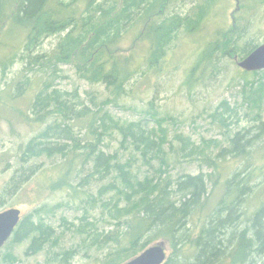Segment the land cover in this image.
Here are the masks:
<instances>
[{"label": "rangeland", "instance_id": "rangeland-1", "mask_svg": "<svg viewBox=\"0 0 264 264\" xmlns=\"http://www.w3.org/2000/svg\"><path fill=\"white\" fill-rule=\"evenodd\" d=\"M238 5L239 0H179L176 13L194 19L203 14L198 30L190 34L182 27L168 46L163 61L155 68L144 66L142 73L127 88L129 93L117 100L105 84L81 78L72 65L59 64L55 71L54 87L67 92V98L76 104V108L86 113L100 116L107 112L120 122L141 120L150 128L155 123L149 112L154 111L165 118V157L169 165L164 179L175 182L185 174L203 172L213 175L215 169L205 161L207 156L221 165L223 175L216 185L209 184L206 205L197 208L191 217L189 225L195 230L218 206L225 193V179L236 171L237 166L239 169L243 166L251 168L244 157L236 159L232 152L231 156H224L227 153H223L224 149H233L230 145L237 133L254 137L249 149L253 166L264 163V131L256 129L251 132L257 123L254 119L257 110L249 98L252 89H258L261 84L264 90L263 69L255 74L244 73L235 60L236 56L219 53L214 65L206 66L204 72L198 71L193 83L189 81L200 49L215 37L223 38L233 32L232 45L237 47L240 57L253 45L264 43V0H257L241 29L234 24ZM236 31L239 33L237 43ZM67 33L66 30L50 34L31 51L25 48V36L18 43L17 37L11 33L4 38L7 45H0L2 56L17 52L12 61L11 58L6 61V67L0 64V211L20 208L24 211L25 229L32 223L34 225L33 230L17 233L5 243L0 249V264H105L112 258V253L127 247V218L115 216L111 211L113 202L117 201L116 191L109 186L112 177L101 178L93 163L83 165L80 156L69 177L72 187H62L54 184L65 169L62 154L43 155L26 162L21 158L31 141L49 125L52 133L62 131L64 127L62 117L55 113L46 115L44 120L31 119L35 117L32 102L44 87L43 77L52 69H43L40 65L31 69L27 57L52 55ZM133 45L137 53H143L139 32L125 33L119 50L127 53ZM28 80L31 83L27 84ZM223 115L226 121L221 123ZM262 118L264 120V111ZM74 124L75 135L80 136L77 139L82 140L80 145L84 147L78 150L82 155L87 150L86 130L80 122L74 121ZM97 125L102 127L100 123ZM256 132L258 136L254 134ZM178 135L194 143V155L187 156L189 152L182 150L183 143ZM52 141L64 140L53 137ZM120 141L117 134L105 135L100 148L107 154H117V158L126 163L131 157L130 151L123 148ZM151 162L155 168L162 163L155 158ZM132 164L141 170L142 177L149 169L155 171L143 162L139 152L133 155ZM22 174L25 176L21 177L18 187ZM255 180L256 184L263 182L264 173ZM259 191L260 187H256L255 194L247 202L249 214L260 202L262 194ZM121 202L120 205L124 206L125 203ZM44 230L48 231L45 232L48 236L42 238Z\"/></svg>", "mask_w": 264, "mask_h": 264}, {"label": "trees", "instance_id": "trees-1", "mask_svg": "<svg viewBox=\"0 0 264 264\" xmlns=\"http://www.w3.org/2000/svg\"><path fill=\"white\" fill-rule=\"evenodd\" d=\"M108 1L109 5H106ZM178 2L179 0H0V45L4 47L7 45L4 38L10 33L17 37L18 43L25 36V48L31 51L42 38L68 31L52 55L26 56L31 69L36 65L52 69L43 77L44 87L37 92L32 102L35 117L31 119L44 120L46 115L55 113L62 117L64 127L62 131L52 133L49 125L45 132L31 141L21 158L26 162L43 155L52 157L62 154L65 169L62 176L54 181L55 185L62 187H72L69 177L80 156L83 165L93 163L95 172L101 178L112 177L109 186L116 191L117 201L113 202L111 211L115 216L127 218V247L112 253V258L105 264H122L163 239L170 242L163 264H264V181L260 184L254 182L256 177L264 173V163L253 166L250 162L252 154L249 149L252 141H255L253 136L237 133L230 145L233 149L223 150V153L227 152L224 156H231L232 152L236 159L244 157L251 168L243 166L239 169L237 166L236 171L225 179V193L218 206L195 230L189 225L191 217L197 208L201 209L206 205L209 184L216 185L223 175L221 165L207 156L205 161L215 169V178L202 172L197 175H182L175 182L164 179L163 175L167 173L169 165L165 157V118L154 111L149 112L150 119L155 123L150 128L144 126L141 120L120 122L107 112L100 116L97 113H86L85 110L76 108V104L67 98V92L54 87L56 67L68 64L76 69L81 78L91 83L105 84L116 100L126 96L129 93L127 88L142 73L144 66L155 68L163 61L168 46L182 27L190 34L198 30L203 14L194 19L176 13ZM256 3L257 0H239L234 17L237 29L243 28L245 18L253 11ZM133 31L139 32L140 46H143L141 54L136 52L135 45L127 53L119 50L124 34ZM238 35L236 31V43ZM233 43L232 32L223 38L215 37L202 47L197 63L191 68L190 83L197 80L198 71L204 72L206 66L214 65L219 53L243 59L257 48V45H253L243 51L244 55L240 57ZM15 55L17 52L0 55V64L6 67V61L10 58L12 61ZM26 83L31 82L28 80ZM262 87L261 84L258 89H252L249 95L250 103L257 110L254 116L257 123L251 132L256 129L264 131ZM108 120L111 122L108 123ZM74 121L80 122L86 130L87 150L82 155L78 150L84 147L80 145L82 140L77 139L80 136L75 135ZM221 121H226L224 115ZM99 123L102 127L97 125ZM115 134L121 137L123 148L130 151L131 157L126 163H122L117 154H107L100 148L105 135ZM254 134L258 136L257 132ZM53 137L63 138L64 141L53 143ZM178 139L183 143L182 150L189 152L187 156L194 155V143L179 135ZM138 152L143 162L155 169H149L144 177L141 176V170L132 164V157ZM154 158L162 161L159 168H155L151 162ZM25 174L18 179V187ZM256 187H260L259 194L263 196L261 195L259 204L249 214L247 202L255 194L253 191ZM121 201L125 203L124 206L120 205ZM25 222L24 220L17 233L33 230V223L30 228L25 229ZM45 232L48 231L41 232L42 238L48 236Z\"/></svg>", "mask_w": 264, "mask_h": 264}, {"label": "water", "instance_id": "water-1", "mask_svg": "<svg viewBox=\"0 0 264 264\" xmlns=\"http://www.w3.org/2000/svg\"><path fill=\"white\" fill-rule=\"evenodd\" d=\"M238 66L246 71H259L264 69V43L243 59L235 57ZM22 210L9 208L0 212V249L5 245L17 226ZM170 242L166 239L157 241L137 256L122 264H163L167 257Z\"/></svg>", "mask_w": 264, "mask_h": 264}, {"label": "flooded vegetation", "instance_id": "flooded-vegetation-1", "mask_svg": "<svg viewBox=\"0 0 264 264\" xmlns=\"http://www.w3.org/2000/svg\"><path fill=\"white\" fill-rule=\"evenodd\" d=\"M22 210V209H21ZM4 211V210H3ZM1 212V211H0ZM24 211L22 210V213H21V217H20V220L17 224V226L15 227L12 235L10 236V238L8 240H10L13 236H15L17 234V231L21 228V226L23 225V219H24Z\"/></svg>", "mask_w": 264, "mask_h": 264}]
</instances>
